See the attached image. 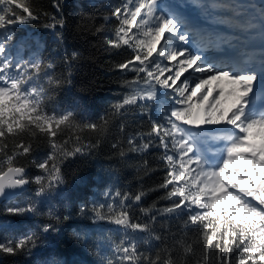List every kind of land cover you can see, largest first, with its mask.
<instances>
[{"label":"snow or ice","instance_id":"6c2138e0","mask_svg":"<svg viewBox=\"0 0 264 264\" xmlns=\"http://www.w3.org/2000/svg\"><path fill=\"white\" fill-rule=\"evenodd\" d=\"M192 3L210 16L217 11L229 13L240 20L242 33L258 32L261 51L257 53L243 41L233 43L227 36L217 34L213 39L210 34L196 32L180 11L186 5L120 0L112 6L111 17H104L106 22L112 17L117 21L111 38L106 35L104 40L110 48L127 46L132 50V59L115 67L133 71L136 77L124 82L129 92L112 105L109 115L97 121L72 109L47 107L51 92L72 83V65L80 54H65L66 75H57L54 65L44 64L36 54L23 58L26 42L11 45L13 32L7 26L38 16L24 0H0V196L8 195V190L23 191L34 182L36 197H50L65 182L61 165L77 155H90L110 131L113 118L134 108L148 114L151 129L128 135V151L163 149L159 160L166 176L158 187L172 185L165 197L172 200L170 206L141 208L147 217L143 222L133 218L132 203H126L140 202L145 195L142 191L134 196L116 191L119 206L109 204L106 211L103 204L92 206L94 221H106L124 233L119 241H112L110 255L97 245L101 264H232L231 257L235 264H264V107L256 106L257 98L264 96V7L256 9L235 0ZM15 9H23L27 15ZM52 20L45 27H63V19ZM103 30L101 25L96 32ZM206 48L222 52L225 59L209 61L203 55ZM213 81L226 82L228 91ZM221 97L226 99L222 102ZM227 98L231 104L225 108ZM153 107L155 118L150 113ZM119 127L123 132L124 125ZM69 131L72 135L63 138ZM85 131L98 134L95 142L81 135ZM40 142H46L50 151L37 161L32 154L34 143ZM112 147L125 156L119 141ZM21 158H32L43 174L30 181ZM143 164L146 167L148 161ZM8 211L37 214L38 207L30 202ZM79 211L86 214L87 206L82 205ZM157 215L187 219L182 220L178 232H172L167 224L157 231ZM42 231L59 229L46 224ZM76 238L87 243L86 233H76ZM38 240L37 234L31 233L0 242V255L31 252Z\"/></svg>","mask_w":264,"mask_h":264},{"label":"trees","instance_id":"16d2710c","mask_svg":"<svg viewBox=\"0 0 264 264\" xmlns=\"http://www.w3.org/2000/svg\"><path fill=\"white\" fill-rule=\"evenodd\" d=\"M24 3L38 19L7 26L13 32L11 45L26 42L21 52L23 58L28 59L36 54L44 64H53L57 75H66L68 69L64 62L65 54H80L72 65V83L51 92L47 107L56 110L72 109L97 121L99 117L109 115L113 110L112 105L129 92L124 82L136 77L133 71L115 67L132 59V50L127 46L110 48L104 40L106 35L111 38L117 23L114 17L107 22L104 17H111L112 6L120 3V0H24ZM15 11L27 15L23 9ZM52 17L63 19V27L58 24L54 29L45 27L54 22ZM101 25L104 30L97 33L96 29ZM140 75L143 77L144 73ZM155 112L153 107L150 113L154 118ZM121 124L124 125L123 132L120 131ZM150 129L148 114L142 113L139 108L115 117L110 131L90 155H77L61 165L65 182L50 197H36L38 186L30 182L19 197L0 204V242L18 240L31 233L39 237L37 246L31 252L3 254L0 264H101L102 258L96 254L97 245L105 254L110 255L112 241H119L124 233L123 229L106 221H94L91 212L94 204L105 205L106 211L109 204L119 206L120 197H115L116 191L133 196L142 191L145 195L140 202H126L132 203L130 214L141 222L147 220L141 208H150L153 204L155 209L170 206L172 200L165 197L172 185L167 189L158 187L166 176L163 162L159 160L163 149L150 148L143 153L128 151L127 136L146 133ZM69 135H72L70 131L63 138L67 139ZM81 135L95 142L98 134L85 131ZM117 141L125 149L124 157L118 154V148L112 147ZM34 147L32 158L37 161L43 160L50 151L46 142L38 145L34 143ZM32 158L20 159V164L29 170L27 178L30 181L43 174L32 162ZM145 160L148 161L146 167L143 164ZM176 199L173 197V200ZM30 202L37 203V214L8 211L11 207L23 208ZM82 205L88 209L84 215L79 211ZM49 212L53 215H49ZM66 215L69 216L67 220L64 219ZM183 219L187 217L157 215L154 227L157 231H163L161 225L167 224L172 232H178ZM46 224H52L59 231L43 232ZM76 233H86L87 243L77 240ZM230 259L235 264V258Z\"/></svg>","mask_w":264,"mask_h":264},{"label":"rangeland","instance_id":"374dc122","mask_svg":"<svg viewBox=\"0 0 264 264\" xmlns=\"http://www.w3.org/2000/svg\"><path fill=\"white\" fill-rule=\"evenodd\" d=\"M161 2L163 3L165 1L161 0ZM201 2H211V0H201ZM226 2H232V0H226ZM235 2L244 3L246 5H252L256 9H260L261 7H263L261 5L259 6L258 4H256L255 0H235ZM205 14L212 19L223 20V21H225V23H228L233 28V35H232L233 37L231 39L233 41V43H237L238 40L242 41L241 35H240V34H242V32L238 28V24L240 23V20L233 18L229 13H227L225 11H217V12L213 13L211 16L206 12H205ZM212 53H214L212 50H209L208 53H206V56L208 57L209 61H212V56H213ZM161 59H163V58H161ZM163 63L167 64L168 62L163 61ZM168 66L173 67V65H171V64H169ZM174 71H175V68L173 67V72ZM168 74L169 73H165V75H168ZM187 75H188V73H185V76H187ZM181 79L183 80L184 77H181ZM178 83H179V81H178ZM228 86L229 85H227L225 87V89H224L225 92L228 91V88H229ZM161 91H163V90H161ZM220 99L223 102L226 99V97H221ZM230 104H231V99L227 98V104H224L223 106L225 108H227L228 106H230ZM209 127H215V126H209Z\"/></svg>","mask_w":264,"mask_h":264},{"label":"bare ground","instance_id":"6f19581e","mask_svg":"<svg viewBox=\"0 0 264 264\" xmlns=\"http://www.w3.org/2000/svg\"><path fill=\"white\" fill-rule=\"evenodd\" d=\"M191 1V0H190ZM203 13H204V11H203ZM254 35V39L256 40V42H260L261 43V38H260V36H259V34H258V32L257 33H255V34H253ZM209 50H212L214 53H212V61H216V62H219V61H221V60H223V59H225V56H224V54L222 53V52H220V51H217L216 49H214V48H206V49H204V52H203V55L204 56H206V53H208V51ZM261 50H256V52H260ZM207 57V56H206ZM207 59H208V57H207ZM195 75H197V76H199L200 74L199 73H196ZM213 83V85H217L218 84V86L220 87V88H223V89H225V87L228 85L226 82H224V81H213L212 82ZM229 87V86H228ZM225 91V90H224ZM214 94V93H213ZM205 127H209V126H205Z\"/></svg>","mask_w":264,"mask_h":264},{"label":"water","instance_id":"95a60500","mask_svg":"<svg viewBox=\"0 0 264 264\" xmlns=\"http://www.w3.org/2000/svg\"><path fill=\"white\" fill-rule=\"evenodd\" d=\"M256 4H258L259 6H263L264 7V0H255ZM29 173V170L26 169V174ZM28 187V184L24 186L23 188V191H19V190H8V195L6 196H0V204H5V203H8L10 202L11 200H14L16 199L17 197L20 196V194H22L24 191H26ZM115 226V225H113ZM117 227V226H115ZM2 259V256L0 255V261Z\"/></svg>","mask_w":264,"mask_h":264}]
</instances>
